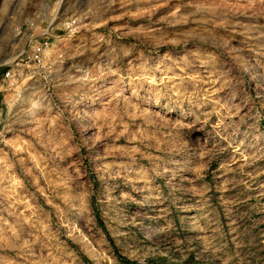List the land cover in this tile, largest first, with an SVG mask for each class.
<instances>
[{
	"label": "clouds",
	"instance_id": "clouds-1",
	"mask_svg": "<svg viewBox=\"0 0 264 264\" xmlns=\"http://www.w3.org/2000/svg\"><path fill=\"white\" fill-rule=\"evenodd\" d=\"M0 264H264V0H0Z\"/></svg>",
	"mask_w": 264,
	"mask_h": 264
}]
</instances>
